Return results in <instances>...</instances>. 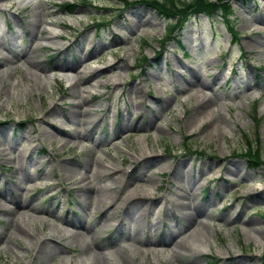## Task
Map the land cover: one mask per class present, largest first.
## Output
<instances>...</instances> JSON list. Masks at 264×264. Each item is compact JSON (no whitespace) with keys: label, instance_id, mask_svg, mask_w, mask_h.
I'll return each mask as SVG.
<instances>
[{"label":"rangeland","instance_id":"rangeland-1","mask_svg":"<svg viewBox=\"0 0 264 264\" xmlns=\"http://www.w3.org/2000/svg\"><path fill=\"white\" fill-rule=\"evenodd\" d=\"M19 1L0 0V130L9 133L0 131V193L22 187L23 198L4 212L14 205L0 195V264H84L90 242L97 250L85 264H264V164L241 155L258 138L264 160V0H230L231 23L199 15L170 40V21L143 0ZM67 1L78 5L71 15ZM43 8L35 44L25 24ZM138 18L150 20L128 27ZM115 31L122 39L111 41ZM80 56L75 72L59 70ZM114 62L129 66L103 71ZM191 69L210 86L182 90ZM202 94L215 96L216 112L189 126ZM74 99L102 121L85 138L67 135L86 132L67 121ZM125 114L139 124L118 132ZM85 187L93 192L83 199ZM127 196L142 201L138 223L116 217L117 207L105 216ZM188 205L206 210L190 225ZM80 220L85 234H76ZM39 238L53 250L47 259Z\"/></svg>","mask_w":264,"mask_h":264},{"label":"bare ground","instance_id":"bare-ground-1","mask_svg":"<svg viewBox=\"0 0 264 264\" xmlns=\"http://www.w3.org/2000/svg\"><path fill=\"white\" fill-rule=\"evenodd\" d=\"M27 1L28 0H20L19 2L25 3ZM44 13H46L45 8H43L41 10L39 15H35V17H34L35 20L29 22L28 24H25L26 32H28L29 35L31 34V38L33 39V42H35V39L37 40L39 38V35L42 32V22H41L42 18L41 17L43 16ZM121 16L124 17V15H122V14H121ZM149 20H150L149 18H145V19H139L138 18V19H136V22L132 21V24H130L128 27H130L131 29L135 30V28L145 24ZM59 35L60 34L57 31V29L52 27L51 30H50V34L47 37V39L49 41L53 42L54 40H58V38H59L58 36ZM118 37L120 39H122V37H120V35L115 31V34L112 36L111 41L115 40ZM36 43H37V41L35 42V44ZM94 48L97 49V44H95V43H94ZM35 50H36V47H33L32 52H34ZM93 53H94V51L88 52L86 54V56H90ZM27 59H28V62L31 63V65H37L38 64V61L32 59L30 56H27ZM78 60H79L78 62H74V63L61 64V65H59L58 68H59V70H61L63 72H75L76 69L78 68V65L83 62V58L80 56L78 58ZM124 65L125 66H129V63L128 62H124L123 65H119L117 62L116 63L115 62L114 63H110V64L106 65V67H104L103 71L106 72V71H109V70L121 69ZM194 86H201V87H204V88H208L210 86V83L206 82L203 78H201L200 75L198 74V72H196V70L191 69V76L189 78H185L183 80V82H181V89L182 90H187V89H190V88L192 89V87H194ZM133 88L136 89L138 93H140L142 91L140 87L134 86ZM76 97L77 98L81 97V95L79 93V90L77 91ZM214 98H215L214 95L202 94L201 103H198L196 106H194L193 111L190 113L188 118H186V120H184V121H186V123L189 126H192L195 123V121L201 120L202 117L208 116L211 113V111L216 112V110L210 108L212 102L215 100ZM170 102H171L170 98L169 99L167 98V99L162 101L161 107L157 106L154 110L152 108H150V112L151 113H149L147 111L148 119L150 121H156L158 119V114L157 113L163 112L165 110V108L163 106L169 105ZM153 111L156 112V113H154ZM56 112H57V110H56ZM89 113L90 112H89L88 109L83 108V102L81 100L74 99L71 102V110L68 112V115L66 116L67 117V121L70 122V123H81V124L83 123V125L85 126L86 132L83 133L82 131H80V132H78V134L74 133V131L73 132H67L68 136H77V137L81 136L82 138H85L86 136H88V132L87 131L88 130L90 131V128H94L96 126L97 127L99 126V128H100L99 124L102 121L99 118H97V117H95L94 119L89 118V115H88ZM132 119H133V117H131V115H128V114L126 115L125 114L123 116V118H122L121 123H119V125H118V128H119L118 132H121V131L126 130V129H130L133 126H136L137 124H139V123L133 121ZM63 123L66 124V126L70 125L69 123H66L64 121H63ZM54 128L56 130L58 129L59 131H60V129H61V131L62 130L64 131V128L62 126H58L57 124L55 125ZM2 132H3V134H2L3 137L4 136H9V133L7 131L3 130V131H1V133ZM99 132L100 133L101 132L104 133L105 131L103 132L100 129V130L94 131L93 134H91L90 136H98L97 134ZM71 168L72 167H70V166L67 167L68 170L71 169ZM115 172L119 173L120 170H115ZM88 177L89 176L82 178V180H80V183H84L87 180ZM92 188L93 187H91V188L90 187H85V188L80 189L79 193L81 194V197L84 199V198H87L88 196H91V194L93 192ZM124 188H125V186L123 187V189ZM21 190H22V187H20V189H11V188L8 189L7 188L5 190H1L0 195L3 198H5V199H6V196H11L7 200L11 201L13 203V205H14L13 208H10V207L8 208L5 205L3 207V211L4 212H10V211L14 210V208L17 209V208H19L20 206L23 205V198H22V191ZM102 191H103V189H102ZM110 191L111 190L108 189V191H104V194H101V195L106 196V195H108V193ZM114 192H117V191H114ZM137 198L139 200H142L140 195L137 196ZM137 198L135 199V198H133L131 196L124 197V199H122L121 203H117V205H116V201H111V204L109 206H107L104 209L103 212H104L105 216H109V215H112L114 213V211H113L114 207H117L118 209L121 208V209H123V214L121 216H116V217H122V219H126L128 217H131V218L134 219V221H136L138 223L139 220H140V215L139 214L142 211V201L137 200ZM145 198H147V197H145ZM187 204H188V202H187ZM90 207H92L91 204H89L87 208H90ZM197 207H198V205L195 206V208H193V210H192V207H190V205H188V209H191L192 211H189V212H186L185 214H183V216L186 218L187 225H190L192 223V220L200 218V215H202L203 213L206 212V210L203 207H199V208H197ZM196 210H197V213H194V211H196ZM203 222H206V221L204 220ZM78 223H79L78 227L77 226L75 227V224L71 223L72 226H74L76 229H83L82 232H81V230H76V234H82V233L85 234V232L89 231L90 226H87L86 224L84 225L81 222V220L78 221ZM188 227H190V226H188ZM202 233L204 234V231H202ZM136 234H137V232H136ZM42 237L44 238V235H42ZM202 238L205 239V241L208 242V239H207V237H205V234L202 235ZM97 239H98V237H97ZM42 240H43L42 238L38 239V241L41 244L40 247L42 249L41 257H42V259H47V258H49V255H51L50 253H51V251L53 252V250H51L48 247L44 248V245H43L44 242L41 243ZM95 240H96V237H95ZM163 243H165V241H163ZM181 245L187 247V244H183L182 241H181ZM95 247H97L96 244H95ZM95 247L92 245L91 242L86 244V248L85 249H86V251H88L87 252L88 255L82 259L83 260L82 262L84 264L86 263L87 260L89 261V260L92 259L91 251L92 250H93V252L96 251L97 249ZM208 248L210 249L209 244H208ZM201 251H203V249ZM172 256L173 257L174 256L178 257L179 254H174L173 253Z\"/></svg>","mask_w":264,"mask_h":264},{"label":"trees","instance_id":"trees-1","mask_svg":"<svg viewBox=\"0 0 264 264\" xmlns=\"http://www.w3.org/2000/svg\"><path fill=\"white\" fill-rule=\"evenodd\" d=\"M122 3H130L129 0H120ZM151 8L157 10L162 18L166 21H170V26L167 28L164 35L165 39H175L177 33L184 27L187 22L193 17L199 15H206L207 17L213 19L215 17H220L222 21L231 23V16L233 15L234 8L230 0H143ZM66 4V5H65ZM62 8L65 9L66 13L73 14L77 9V4L74 2L67 1ZM230 32L232 35L238 38L237 32L234 30V26L230 24ZM147 57L143 56L141 60V65L147 62ZM247 138V147L241 152L242 157H244L253 168H257L264 164L263 153L258 142ZM193 149L192 147L186 146ZM185 147V148H186ZM192 151V150H191ZM214 261L211 262L213 264Z\"/></svg>","mask_w":264,"mask_h":264}]
</instances>
